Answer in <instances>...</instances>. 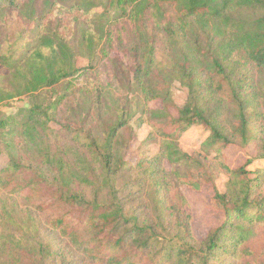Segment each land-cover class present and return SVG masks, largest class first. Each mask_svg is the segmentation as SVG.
Returning <instances> with one entry per match:
<instances>
[{
	"label": "trees",
	"instance_id": "16d2710c",
	"mask_svg": "<svg viewBox=\"0 0 264 264\" xmlns=\"http://www.w3.org/2000/svg\"><path fill=\"white\" fill-rule=\"evenodd\" d=\"M35 1L0 0V18L17 10L33 27L0 49V105L30 98L0 118L1 128L12 126L0 132L8 158L0 168V264H264V247L255 248L264 168L232 167L227 157L230 145H254L264 159V0H56L76 19L88 17L77 46L36 17ZM119 17L129 23L126 41L113 36ZM82 54L88 65L79 66ZM100 66L106 86L86 77L79 92L48 100ZM176 82L187 89L181 106ZM116 89L147 105L102 117V97ZM153 100L160 106L150 107ZM143 123L151 131L140 140ZM193 126L208 136L186 152L179 140ZM150 145L159 150L149 154ZM185 187H210L211 206L224 214L205 237L194 234Z\"/></svg>",
	"mask_w": 264,
	"mask_h": 264
},
{
	"label": "rangeland",
	"instance_id": "374dc122",
	"mask_svg": "<svg viewBox=\"0 0 264 264\" xmlns=\"http://www.w3.org/2000/svg\"><path fill=\"white\" fill-rule=\"evenodd\" d=\"M129 9V4L125 5ZM125 7V8H126ZM34 12L36 17L41 18L43 24L45 26L51 25L54 28L61 29L67 37L70 39L71 44L78 45L80 41L81 29L85 24V19L88 17L79 14V19H76V14L72 12H67L62 10L58 1L56 0H36ZM118 10H112V14L115 15L114 18L117 19ZM82 15V16H81ZM28 21L22 20L19 18L18 11L13 10L10 12L6 18H0V49H7L9 45H11L16 38L21 35H32L33 28L30 26ZM34 23L33 26H35ZM129 23L126 18L119 17L117 24L113 28V36L114 39H118L121 36L124 37L126 41L129 37ZM75 46V47H76ZM120 58L126 57L119 53ZM126 60L128 58H125ZM128 60L126 61V63ZM79 66L88 65V60L85 55H80L78 58ZM87 78H100L101 82L104 86H106L110 82V78L108 77V70L100 66L97 68L94 74L88 76H81L78 78H70L67 83H69L70 87L65 90V86L67 85H59L55 88V90L50 91L47 95L48 100L56 99L58 92H72L73 90H80L81 87L88 84ZM6 85L8 83L3 81ZM85 82V83H83ZM90 85V84H89ZM187 96V89L183 87L179 82H176L173 87V98L178 106L184 104ZM73 99L71 95L69 97ZM144 105H142V104ZM141 104L140 108L145 105V101L141 94L135 93L134 91L116 89L109 90L108 93L104 94L102 97V107L100 114L104 118L115 117V107H123L128 106L131 108V113H136L140 108L138 107ZM150 107H158L160 106V101L153 100L148 104ZM30 106V98L26 96L16 97L10 101L4 102L0 105V118L3 114L10 115L15 114L22 109L28 108ZM64 103L61 104L60 111L62 110ZM62 113V112H61ZM98 117V116H97ZM99 119V118H98ZM12 126L8 124L7 126L1 128L0 124V132H7ZM137 127V126H136ZM138 135L140 140L145 139L148 136V133L151 131V127L143 123L139 127H137ZM208 136V131L204 129L202 126H193L187 131H185L180 137L179 144L180 147L186 152H193L201 146L203 141ZM54 142V141H53ZM159 150L158 145H150L148 147L149 154H155ZM256 149L254 145H249L247 147L239 146V145H230L227 148V157L230 165L232 167H240L243 165H247V169L249 170H261L264 168V159L256 158ZM131 160H134L135 157L130 153L129 155ZM8 161V158L5 154H0V168L3 167ZM228 180V176L225 172H220L218 174V178L216 180V187L220 192H224L226 189V182ZM185 194L187 195L193 212V231L197 237H205L207 233L213 228L220 225L224 220V214L222 211L213 208L210 204V196L212 195V190L210 187H206L204 191H195L191 190L187 187L184 188ZM259 237L255 242V248L259 249L264 247V227H260Z\"/></svg>",
	"mask_w": 264,
	"mask_h": 264
}]
</instances>
